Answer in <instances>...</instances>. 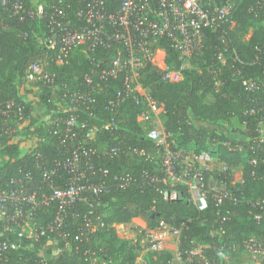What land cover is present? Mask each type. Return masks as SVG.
Segmentation results:
<instances>
[{"label": "trees", "instance_id": "1", "mask_svg": "<svg viewBox=\"0 0 264 264\" xmlns=\"http://www.w3.org/2000/svg\"><path fill=\"white\" fill-rule=\"evenodd\" d=\"M52 1L45 0V6ZM120 1L104 0L106 9L115 11ZM257 1L235 0L229 22L224 23L219 31L204 29L199 71L184 69L179 81L164 82L161 69L151 62H144L138 73V82L160 105L161 126L173 148L195 153L212 150L228 167L224 171L214 170L207 177L222 181L224 189L238 202L234 204L224 199L217 205L210 197L212 190H209L203 208L191 202L185 186H171L164 182L166 175L156 153L157 145L146 135L150 125L137 119L142 104H137L134 98L117 102V95L123 91V73L115 78L100 79L101 72L111 65L114 49L88 47L84 43L73 47L58 63L55 61L57 51L47 48L44 43L48 32L46 19L20 21L8 11H0V111L10 99L24 105L28 120L18 131L31 128L32 134L45 137L35 147L42 157L43 167L50 168L55 161L69 155L72 145L61 143L65 127L62 124L48 125L41 118L42 109L46 115L51 113V120L65 117L67 113L61 111V102H71L72 96L82 92L90 93L92 100L83 111L75 112L77 120L101 127L113 118L116 124V128H101L87 145L95 149V154L90 159L93 168L85 171L86 177L105 191L96 196L87 193V201H76L66 209L63 231L68 233L72 249L70 253L49 258L47 263L88 264L81 255L74 253L73 246L78 244L80 250L84 247L101 249V258L106 264H139L136 261L138 243L120 237L115 228V225L127 224L134 218L142 219L148 230L156 229L160 224L178 229L177 249L184 264H204L205 260L216 264H241L239 245L244 237L255 236L264 244V216L259 220L254 218L260 206H264V164L250 163L253 156L248 148L250 142L244 141L245 136L254 134L258 116L257 113V116L249 115L245 110L251 106H264V95L261 91L245 90L241 83L242 78L248 77L264 81V54L257 49L264 48V13L253 10ZM63 6H68L67 19L76 22L74 13L81 4L77 0H63ZM247 28L252 31L245 41L237 32ZM158 44L164 51L166 65L178 70L180 60L176 51L166 40L162 39ZM224 48L227 65L218 71L216 68L220 63L214 55L218 49ZM32 62H40L43 71L28 88L25 70ZM207 65L215 68L220 88H215L214 75L208 71ZM45 74L50 83L43 78ZM27 90L36 92V97L32 93L29 95ZM28 95L35 102H31ZM231 123L240 126L239 129L224 127V124ZM3 126L0 114V132ZM214 126L222 128L225 133ZM231 132L239 137L231 136ZM8 141V136L0 135V147L5 152V159L0 163V185L10 177L20 175L22 169L24 173H31L32 184L47 189L41 170L35 165L37 160L33 152L20 157L18 146L9 145ZM223 141L239 144L243 149L230 150L222 144ZM110 147H123L127 152L110 157L105 153ZM134 148L143 150L144 154H134ZM235 167H240V180L233 177ZM104 169L107 174L102 175ZM118 174L130 177L128 186L120 187L119 181L114 179ZM66 179L67 175L61 170L59 184L65 185ZM173 189L178 198H164L163 191ZM56 209V203L39 208L35 213L38 223H50ZM86 218L98 222L94 232L81 233L80 227ZM79 234L83 239L73 241V237ZM14 235L11 230L4 233L2 239H13ZM85 237L90 241L84 240ZM42 243L44 240L36 243L34 249L9 248L8 264H18L20 258L41 264L35 250ZM64 244L65 241L60 240L56 246L47 245L46 252L61 249ZM231 245H237L236 249ZM197 247H200V256H189L188 253ZM152 255L146 257L148 264H169L172 259V254L166 250L157 251L155 259Z\"/></svg>", "mask_w": 264, "mask_h": 264}, {"label": "built area", "instance_id": "2", "mask_svg": "<svg viewBox=\"0 0 264 264\" xmlns=\"http://www.w3.org/2000/svg\"><path fill=\"white\" fill-rule=\"evenodd\" d=\"M77 1L81 7L74 13L76 17L74 23L67 19L66 8L68 6H63V0H53L47 7L45 0H0V11H8V14L20 21L46 19L48 32L44 43L47 48L57 51L55 61L58 63L62 62L63 57L73 47L84 43H87L88 47L106 46L114 49L115 55L111 65L101 72L100 79L115 78L123 73V91L117 95V102L134 98L137 104H142V110L137 119L150 125V128L146 129V135L157 145L156 153L166 175L164 182L171 186H185L191 202L199 208L206 205L209 190H212L210 197L217 205L224 199L231 200L234 204L237 203V199L224 189L222 181L207 177L208 173L214 170L228 169L227 165L212 150L195 153L173 148V143L167 140L168 135L163 131L161 120L159 122L153 120V117L159 118L160 116L161 118L159 103L138 82V73L144 62H151L160 68L162 71L161 80L164 82H177L182 78V70L196 69L191 65L186 66L185 60L199 62L204 48V29L219 31L224 23L229 22L235 0H121L115 11H108L104 0ZM253 10H262L264 13V0H258L253 6ZM162 39L166 40L170 48L178 54L180 60L178 70L166 65L164 51L158 46ZM257 49L264 54V48ZM225 50L226 48L218 49L214 55L219 63ZM158 52L163 53L160 59L161 64L156 61ZM207 68L214 75L215 87L217 84L219 86L221 82L216 72L217 68L215 70L212 65H207ZM42 71L43 65L40 62L29 64L25 70V81L28 88L31 87L30 82L36 80ZM43 78L50 83L48 75H43ZM87 80L90 81L89 78ZM241 83L245 90L261 91L264 95L263 80L248 77L242 78ZM91 100L90 93L76 94L71 97V102H61L60 104L61 111L67 113L65 117L51 120V114H45L46 116L42 118L50 126L62 124L65 127V134L61 143L72 145L70 154L55 161L50 168L43 167L45 165H43L42 157L35 150L36 145L43 142L45 137L32 134L31 128L18 131V128L25 126L28 120L24 105L16 103L13 99L4 103V108L0 111L4 120L0 135L9 137V145L18 146L20 157L33 152L37 160L35 165L40 168V174L43 181L47 183V189L32 184L31 173H24L22 169L19 170L20 175L10 177L6 183L0 185V264H8L7 250L9 248L34 249V245L41 240H44V243L40 244L38 250H35L36 253L40 249L45 250L47 245L56 246L60 240L65 241L63 248H57L61 252L60 255L70 253L71 241L68 240V233L63 231L66 227L64 221L66 209L76 201H87V193L96 196L100 191H105L98 185L89 182L86 177L85 171H91L93 168L90 159L95 154V149L87 145L101 128H116V124L113 118L101 127L89 126L87 122L78 121L75 112L83 111ZM245 113L249 115L257 113L258 115L255 116L254 134L244 137L245 142H250L248 148L253 155L250 163L264 164V106L258 108L251 106L245 110ZM222 144L233 151L243 149L241 145H231L229 141H223ZM1 147L0 163L5 159V152L1 150ZM126 152L127 150L123 147H110L105 153L113 157ZM132 152L138 156L144 154L141 149L134 148ZM61 170L67 175L65 185L59 184L58 181V173ZM105 174H107L106 169L102 170V175ZM114 179H117L120 187L124 188L128 186L130 177L118 174L114 176ZM211 184H216L217 187H213ZM163 196L166 199H175L178 198V193L173 189L163 191ZM51 203L57 204L54 219L45 225L39 224L35 217L36 211L39 208L50 206ZM263 216L264 206H260V211L254 214V218L259 220ZM222 220H225V217ZM97 224V221L86 218L80 231L86 234L94 232ZM99 225L102 226L103 223L100 222ZM159 227L163 231L166 229L170 231L177 238L176 244H178V229L165 224H160ZM11 230L15 234L13 239H2L4 233ZM150 234L147 233L149 236L147 243L141 245L137 251L151 252L149 254H154L152 259H155V253L161 250L162 246L159 238H151ZM82 239L81 234L73 237V241ZM84 240L90 241V238L85 237ZM23 241L26 243L22 244ZM231 246L232 249L237 247V245ZM239 247L241 263L245 257L248 259L242 264H264V244L261 240L255 236L244 237ZM73 250L75 254L81 255L88 264L107 263L101 258V249L93 250L91 247H84L80 250L77 244L73 246ZM175 250L177 258L182 260L177 247ZM44 253L46 254V250ZM188 254L189 256H200V247ZM138 256L137 254V263L148 264L146 255H142V259ZM38 257L40 259L38 262L41 264H69L47 263V258ZM18 264L34 263L29 258H20ZM204 264L216 263L205 260Z\"/></svg>", "mask_w": 264, "mask_h": 264}, {"label": "rangeland", "instance_id": "3", "mask_svg": "<svg viewBox=\"0 0 264 264\" xmlns=\"http://www.w3.org/2000/svg\"><path fill=\"white\" fill-rule=\"evenodd\" d=\"M231 27H233V26H231ZM251 31H252V28H247L244 31H238L237 32V35L242 40H245L246 41L250 37ZM162 55H163V53H161V52L156 53V61L158 62V64H161V60L160 59H161ZM185 63L187 64L186 66L191 65L192 67H194L196 69L199 68L198 61H196V60H192V61L191 60H189V61L188 60H185ZM220 63H221V65L219 67H217V70L218 71L220 70L221 67H226V65H227L226 56H223L222 55ZM215 88L216 89L220 88V85L218 86V84H217ZM27 91L29 93V90H27ZM31 93H32V95H34L36 97V92H32L30 90L29 95ZM31 98H33V97H31ZM41 114H43L41 118H44L46 116L45 115V109H42ZM153 120L155 122H159L161 120V118H160V116H159V118L158 117H153ZM147 124L149 125V123H147ZM161 124H162V120H161ZM202 125H205V124H202ZM224 125H225L224 127H227L226 129H229V130L230 129H239V127H240V126L238 127V125L237 124H234V123H231L229 125H227V124H224ZM210 127H212V126H210ZM214 127H216V126H214ZM216 128L218 129V131H220L222 133H225V131L222 128L221 129H220V127H216ZM241 129H243V126L241 127ZM230 135L231 136L233 135V136L239 137V135L233 134L232 132H231ZM233 174H234V177H236L235 180L238 179L240 177V175H241L240 167H235L233 169ZM115 228H116L117 234L120 237L129 239L130 242H132V243H138V245H139V243H141V245H145L147 243V241L149 240V236H147V234H145V232L143 233L141 231V219H139V218H134V219H132L127 224H117V225H115ZM154 231L155 232H152L150 234L151 235V238H153V237L155 239L156 238H159V240L161 241V246H162V249L161 250L169 251L172 254L171 264H183L182 260L178 259L177 256H176V250H175V248L177 247V244H176V239L177 238L174 235H172L170 233V231H168L167 229L165 231H163V229H161L160 227H157L156 229H154ZM45 250L44 249H40L37 252V255L40 256V257H42V258H44V259L45 258L49 259L51 257H57L61 253L59 250L53 249L51 253H47L46 252V254H45L44 253ZM141 252H143V253H141ZM141 252L140 251H137V254L139 255L138 258H141L142 259L143 258L142 255H146L145 257L151 255V254H149L151 252L146 253V252H144V250H141ZM246 261H248V259L245 257L244 258V261H242V263H244ZM227 263H229V262H227Z\"/></svg>", "mask_w": 264, "mask_h": 264}, {"label": "crops", "instance_id": "4", "mask_svg": "<svg viewBox=\"0 0 264 264\" xmlns=\"http://www.w3.org/2000/svg\"><path fill=\"white\" fill-rule=\"evenodd\" d=\"M28 98H29V95H28ZM29 100L31 101V102H35V100H32V98H29ZM240 177H241V175H240ZM240 177L238 178V179H236V180H240ZM236 178V177H235ZM211 186H213V187H217V185L216 184H211ZM141 229H143V233L145 232V234H147V233H152V232H155L154 231V229H152V230H148V229H145V222L141 219ZM123 238V237H122ZM139 247H141V243H139ZM138 247V248H139ZM137 248V249H138Z\"/></svg>", "mask_w": 264, "mask_h": 264}]
</instances>
